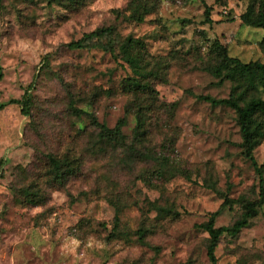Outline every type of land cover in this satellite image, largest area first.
I'll list each match as a JSON object with an SVG mask.
<instances>
[{
	"label": "rangeland",
	"instance_id": "1",
	"mask_svg": "<svg viewBox=\"0 0 264 264\" xmlns=\"http://www.w3.org/2000/svg\"><path fill=\"white\" fill-rule=\"evenodd\" d=\"M47 1H0V264H211L199 226L224 203L214 226H231L259 186L241 153L235 113L199 99L228 98L231 83L202 68L214 41L232 58L264 64V29L240 20L250 0H156L141 24L125 20L130 0ZM202 3L212 25L204 23ZM109 25L121 38L140 39L151 64L166 65H159L156 115L141 144L132 141V97L122 89L132 76L128 66L101 51L66 47ZM25 92L27 116L10 103ZM70 105L108 128L125 118L128 145L148 157L94 155L95 131ZM48 154L78 166L63 189L51 180ZM253 154L264 167V140ZM39 196L41 205L29 204ZM152 203L171 214L158 216ZM215 258L264 264V204L236 237L219 239Z\"/></svg>",
	"mask_w": 264,
	"mask_h": 264
},
{
	"label": "trees",
	"instance_id": "2",
	"mask_svg": "<svg viewBox=\"0 0 264 264\" xmlns=\"http://www.w3.org/2000/svg\"><path fill=\"white\" fill-rule=\"evenodd\" d=\"M1 1V0H0ZM49 4L56 5L69 4L72 6L82 4L81 0H48ZM204 6V23L212 25L213 20L210 15V8ZM156 0H130L127 5L128 15L125 20L129 23L141 24L145 18L154 13ZM120 14L116 13V19ZM241 22L249 27L264 29V0H250L246 10L240 16ZM264 46V41L263 44ZM71 51H101L109 54L112 58L121 59L130 69L132 76L122 81L124 93L132 97V101L126 112L134 116L135 125L132 131V141L135 144H141L147 138L150 132L151 121L156 115L153 108L154 96L156 95L155 81L161 80L159 65L151 64L146 57L145 47L140 39L131 36L121 38L114 25L96 28L90 33L84 34L79 40L66 44ZM212 57L205 63L203 70L217 79L220 83H231V89L228 98L213 99L202 97L199 99L208 102L213 107L223 106L231 109L235 113L236 125L239 128L241 138V153L253 168L259 186L258 198L254 201H245L241 205L240 217L227 227L216 228L214 226L215 218L219 211L225 206L224 203L220 210L212 213L206 223L201 224L199 228L203 229L208 235L207 256L211 264H217L215 250L219 239L223 236L236 237L244 228L249 225V221L257 214V210L264 204V167L259 166L254 158L255 149L264 140V64L260 62H248L232 58L227 50L219 42L214 41L211 44ZM210 52V53H211ZM2 74H0V81ZM28 93L25 92L21 100H13L11 104H21L24 109V115H29L27 111ZM153 102V103H152ZM155 105V104H154ZM70 110L77 117L87 116L90 126L95 131L94 144L91 146L94 155L120 151L124 155L123 161L130 160L131 157H148L136 149L134 145H128L127 138L122 129L127 125L125 118L118 120L113 128H108L105 124L99 123L93 114L85 110H78L70 105ZM81 131V132H80ZM80 135H85V130L79 129ZM51 169V180L62 189L68 180L78 175V166H75V160H68L47 155ZM136 159V158H135ZM1 176V175H0ZM163 174L158 172V178ZM149 183V182H148ZM43 197V196H42ZM42 197L29 200L33 206L41 205ZM152 210L158 216L165 217L171 212L165 208L151 204ZM119 225V210L116 209L113 218V229ZM146 230L140 228L136 234L138 241L143 242Z\"/></svg>",
	"mask_w": 264,
	"mask_h": 264
},
{
	"label": "built area",
	"instance_id": "3",
	"mask_svg": "<svg viewBox=\"0 0 264 264\" xmlns=\"http://www.w3.org/2000/svg\"><path fill=\"white\" fill-rule=\"evenodd\" d=\"M0 175H1V172H0Z\"/></svg>",
	"mask_w": 264,
	"mask_h": 264
}]
</instances>
